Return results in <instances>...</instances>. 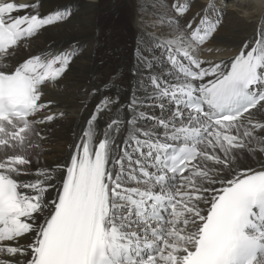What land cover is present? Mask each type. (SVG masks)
<instances>
[{
    "label": "snow or ice",
    "instance_id": "6c2138e0",
    "mask_svg": "<svg viewBox=\"0 0 264 264\" xmlns=\"http://www.w3.org/2000/svg\"><path fill=\"white\" fill-rule=\"evenodd\" d=\"M159 6L171 38L137 34L116 67L89 71L99 102L45 163L41 133L65 115L54 97L91 42L18 59L79 8L0 0V264H264V27L203 61L229 0Z\"/></svg>",
    "mask_w": 264,
    "mask_h": 264
},
{
    "label": "bare ground",
    "instance_id": "6f19581e",
    "mask_svg": "<svg viewBox=\"0 0 264 264\" xmlns=\"http://www.w3.org/2000/svg\"><path fill=\"white\" fill-rule=\"evenodd\" d=\"M105 0H44L46 9H51L64 3H75L79 8V15L72 22L64 27L57 28L50 26L47 31H41L36 38H32L27 48H20L16 58H27L29 54H39L44 51L53 40L63 44L76 37L81 40L90 41L86 51L82 53V58L78 61V72L69 78L62 88V95L55 96L57 101L52 108H57L65 115L58 121H53L45 128L41 135L42 159L45 163L62 160L69 150V144L73 140V134L79 132L83 127L85 116L99 102L98 96L88 97L97 81L92 80L87 73L93 69L106 73L124 58L133 46L137 34L143 39H157L151 35L154 23L164 25L159 29L164 38L161 43L170 39L167 17L159 6V0H142V5L138 7L141 0H110L114 6L109 11L110 23L107 30H103L104 12L103 4ZM118 2H121L120 5ZM239 1V0H238ZM260 1V3H259ZM258 8L256 0H240L238 4L231 2L230 10L224 15L223 24L216 34V37L202 47L198 53L203 61L218 62L228 60L237 54L245 41L257 37L258 29L264 27V0H259ZM24 2V0H21ZM125 6V7H124ZM125 8L128 24H118L120 15ZM153 14L151 17L152 25L142 24L143 15ZM148 16V15H147ZM150 27V32L149 28ZM157 28V27H156ZM98 29V30H97ZM118 31L119 36L116 41L108 43L104 35ZM147 34V35H145ZM105 61L100 64V60ZM210 59V60H208ZM87 105L85 108L84 105ZM44 127V126H42ZM259 149L261 145L257 144Z\"/></svg>",
    "mask_w": 264,
    "mask_h": 264
},
{
    "label": "rangeland",
    "instance_id": "374dc122",
    "mask_svg": "<svg viewBox=\"0 0 264 264\" xmlns=\"http://www.w3.org/2000/svg\"><path fill=\"white\" fill-rule=\"evenodd\" d=\"M240 1V0H239ZM239 1L238 0H229V5L231 4V2H234V3H236V4H238L239 3ZM247 1H249V0H247ZM258 1L259 0H256V5H257V7L259 8L260 6H261V4H258ZM117 3H119L120 5H122V3L121 2H118L117 1ZM259 3H260V1H259ZM240 4V3H239ZM112 6H114V3H113V1H110V0H105L104 1V4H103V9L105 10V12H104V25L102 26V28H103V30L105 29V30H107V24H109L110 23V18H109V11H110V9L112 8ZM125 7V6H124ZM122 8V14L120 15V18H119V20H118V24H124V23H126L127 22V19H126V13H124V12H126V10H125V8ZM228 10H230V7L227 9V11ZM148 15V16H147ZM145 14V15H143V18L141 19V23L142 24H151L152 25V20H151V17H152V15L153 14ZM126 24H128V23H126ZM153 26V29H152V32H151V35L153 36V37H155V38H158L159 40L160 39H163L164 38V36L161 34V33H159V29L161 28V29H163V27H164V25L163 24H161V23H158V24H156V23H154V25H152ZM157 27V28H156ZM160 27V28H159ZM149 29V32L151 31L150 30V27L148 28ZM119 34V32L118 31H114V32H110V33H107V34H105L104 35V39H107L108 41H110V42H108V43H111L113 40H115L116 41V38L119 36L118 35ZM39 35V34H38ZM37 37V36H36ZM36 37H34V38H36ZM209 42H206V44L205 45H203L202 47H205L207 44H208ZM201 47V48H202ZM208 60H210V59H208Z\"/></svg>",
    "mask_w": 264,
    "mask_h": 264
}]
</instances>
